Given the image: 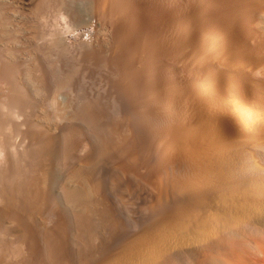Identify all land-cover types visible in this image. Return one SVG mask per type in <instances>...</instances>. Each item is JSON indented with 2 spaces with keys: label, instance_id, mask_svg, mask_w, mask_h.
<instances>
[{
  "label": "bare ground",
  "instance_id": "bare-ground-1",
  "mask_svg": "<svg viewBox=\"0 0 264 264\" xmlns=\"http://www.w3.org/2000/svg\"><path fill=\"white\" fill-rule=\"evenodd\" d=\"M18 3L0 152L20 116L30 145L0 161V264H264V0Z\"/></svg>",
  "mask_w": 264,
  "mask_h": 264
},
{
  "label": "rangeland",
  "instance_id": "rangeland-1",
  "mask_svg": "<svg viewBox=\"0 0 264 264\" xmlns=\"http://www.w3.org/2000/svg\"><path fill=\"white\" fill-rule=\"evenodd\" d=\"M2 3H4L5 5H8V6H11V8L10 9H12V10H10L9 11V14H13L14 16L12 17V20H13V22H12V25L13 26H16V21H17V17H18V10L20 9V5H19V3H18V0H0ZM35 1V0H34ZM32 2H33V0H32ZM87 30L86 32H84V30ZM83 30V31H82ZM81 31H79V32H73V33H70V36L72 35H74V34H76L75 36L76 37H78V38H76L75 36L74 37H70L69 36V34H66L64 37H65V39H64V43H65V45L66 44H68V43H70L69 45H70V47H71V43H73V45H75L76 46V44L78 45V44H80V43H86V44H90V43H94V36H96L95 35V33L93 34V32H94V30L92 29V31H90L91 29H87V28H84V29H82ZM91 32V34H90V32ZM89 32V33H88ZM81 33V34H80ZM84 33V34H83ZM80 37H79V36ZM92 37L91 38V40H90V36ZM94 35V36H93ZM67 36V37H66ZM81 36H83V38L81 37ZM72 39V38H76V40L75 39H70V38ZM67 38V39H66ZM80 38V39H79ZM84 39V40H83ZM89 39V40H88ZM75 40V41H74ZM86 40H87V42H86ZM68 42V43H67ZM89 42V43H88ZM6 43V42H5ZM69 45H66L67 47H69ZM74 46V47H75ZM73 48V47H72ZM81 76L82 77H80V80L78 79H76L75 81H79V83H78V85H77V83L76 82H74L75 84H73V85H75V87L73 86V88H72V92L71 91H69V93L68 94H70V95H67V93L66 92H61L60 94H58L57 96H56V102L60 105V107L61 108H63V106L62 105H65L67 102H69V101H74V102H72V105L71 106H76L80 101H78L79 99H77V97L76 96H80V97H86V98H89L90 99V97H92L93 99L92 100H94L95 102H96V104L98 103V104H102V103H105V110L106 111H110L111 110V102H112V99H111V96L110 95H106V93H105V91H103V86H102V82H101V78H100V82L97 80V78L96 77H93V76H83L82 74H81ZM77 78V77H76ZM80 84V85H79ZM76 86L78 87V89L76 88ZM79 87H81V88H79ZM74 88H76L75 90H74ZM68 92V91H67ZM73 93L74 92V94L76 95H72V97H71V93ZM76 92V93H75ZM80 92V93H79ZM103 93V94H102ZM85 94V95H84ZM69 96H70V98H69ZM76 98H75V97ZM106 96V97H105ZM79 98V97H78ZM68 99H70V100H68ZM65 109V108H64ZM65 110H70V108H67V109H65ZM21 117V116H20ZM18 117V120H16V123H18V125H19V127H18V131L16 132V133H14V135H13V138H12V147H14L15 149H13V148H11L10 150L12 151V153L13 152H18L19 154L20 153H22V151L23 150H25L29 145H30V140H29V138H27V136L26 135H24L23 133H25L26 132V130H29L28 129V127L24 124V122H22V120H24V118L23 117ZM63 125H64V123L62 124L61 123V128H60V130L59 129H57V128H59L60 127V123H57V125H55V126H53L52 125V127H57V126H59V127H57V128H52L51 127V129H52V132L54 133V134H56L57 133V131H58V133L57 134H59L60 133V131L62 132V128H63ZM8 128H10L11 127V125L9 126H7ZM7 127H5L6 129H8ZM6 129H4V131L6 130ZM10 129H12V127L10 128ZM7 130V131H9V132H7V131H3V133H5V135L6 134H8V133H10L12 130ZM54 129V130H53ZM24 130V131H23ZM22 132V133H21ZM1 135L3 136V134L1 133ZM0 135V136H1ZM10 150L9 149H6L5 151L3 150V151H1L0 152V161L2 160V158L3 159H8V158H6L7 157V154L8 155H10V154H12L11 152H10ZM14 150V151H13ZM19 150V151H18ZM5 155V156H4ZM5 157V158H4ZM4 160V161H5ZM2 162H3V160H2ZM63 173H64V171H61V173L59 174V176L58 177H60V178H56V179H54L55 181L54 182H52V189H53V193H55L56 195V197L58 198V199H60V201L62 200V196H60L61 195V190H60V187H59V185H60V183L62 182V177H64V175H63ZM62 174V175H61ZM56 187H59V188H56ZM54 190H56L55 192H54ZM59 194H58V193ZM58 194V195H57ZM62 202V201H61ZM76 247H74L73 246V249H75Z\"/></svg>",
  "mask_w": 264,
  "mask_h": 264
}]
</instances>
